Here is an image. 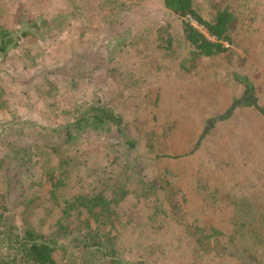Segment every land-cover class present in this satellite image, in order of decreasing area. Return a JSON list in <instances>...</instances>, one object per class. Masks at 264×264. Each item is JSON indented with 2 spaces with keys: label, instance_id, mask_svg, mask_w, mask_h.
Masks as SVG:
<instances>
[{
  "label": "rangeland",
  "instance_id": "374dc122",
  "mask_svg": "<svg viewBox=\"0 0 264 264\" xmlns=\"http://www.w3.org/2000/svg\"><path fill=\"white\" fill-rule=\"evenodd\" d=\"M195 5L236 22L228 52L191 66L164 0H0L18 39L0 55V215L65 247L58 262L101 264L72 247L97 234L144 264H264V0ZM97 96L135 149L114 127L66 140ZM97 194L106 223L68 208Z\"/></svg>",
  "mask_w": 264,
  "mask_h": 264
},
{
  "label": "trees",
  "instance_id": "16d2710c",
  "mask_svg": "<svg viewBox=\"0 0 264 264\" xmlns=\"http://www.w3.org/2000/svg\"><path fill=\"white\" fill-rule=\"evenodd\" d=\"M164 5L170 12L183 19V35L190 47L186 62L191 66L203 57L221 55L231 49L236 16L229 8L218 10L214 18L209 20L198 11L195 0H164ZM198 27H202L204 31ZM17 44L18 39L10 31L0 29V55L7 53ZM167 44L166 48H171L170 37ZM184 68L188 67L184 66ZM65 127L66 140L73 139L88 128L107 131L114 127L122 135L127 151L137 147L136 142L124 132L123 116L104 104L98 96ZM75 207L84 208L92 219L100 223H106L109 216L116 215L109 207V201L102 194L79 195L68 204V208ZM2 217L0 215V264H64L58 262L56 254L66 252L67 249L58 246L55 239L31 225L20 229L6 218L3 221ZM112 241L110 236L103 239L96 234L91 238L76 239L72 247L76 250L100 254L101 264H144L142 261L124 259Z\"/></svg>",
  "mask_w": 264,
  "mask_h": 264
}]
</instances>
